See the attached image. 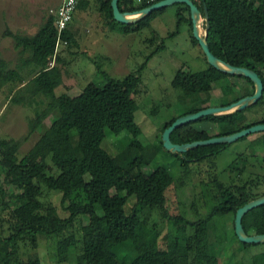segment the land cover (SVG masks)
I'll use <instances>...</instances> for the list:
<instances>
[{
  "label": "trees",
  "instance_id": "16d2710c",
  "mask_svg": "<svg viewBox=\"0 0 264 264\" xmlns=\"http://www.w3.org/2000/svg\"><path fill=\"white\" fill-rule=\"evenodd\" d=\"M88 1L77 0L75 9L84 10ZM93 1L99 13L106 15L105 24L110 29L115 28V25L119 26L118 30L123 35L140 30L165 9L155 10L135 23L122 25L116 23L111 16L110 0ZM158 1L161 0L133 6L130 0H117V8L119 12H134ZM191 1L200 11L201 3L206 8L208 27L205 40L210 53L233 67L253 71L262 82L261 97L253 105L241 111L206 116L196 122H223L227 125L229 134L251 125L264 124V115L250 123L244 122L246 112L264 104V0H200V3ZM182 6V10L176 12L177 26L178 23L186 21L191 27L188 9ZM184 11L186 17L182 15ZM68 28L69 24L61 32L60 38L70 44L72 39ZM171 35L173 34L169 36ZM11 37L15 48L29 52V58L23 62V66L35 65L38 68L37 73L27 82L31 93L40 94L47 99L45 109L31 123L30 130H34L41 120L53 112L56 116L20 159L16 158L15 143L0 140V176L3 177L4 186L9 188L8 192H5L2 186L0 188L2 206L14 204V208L8 210L11 233L7 238H0V264H39L35 256L22 262L16 260V245L19 239H30L34 245L38 235L59 236L75 216H86L88 221L81 226L77 241H73L72 237H64L58 241L56 252L60 261L65 259L71 246L77 243V260L83 264H194L197 238L193 232L197 227L206 228L212 224L215 216H234L236 209L264 195V192L256 195L246 186L218 185L214 194L215 204L204 218L195 221L178 215L169 218L164 208L163 183L155 173L143 174L140 171L152 156L138 151L133 143L127 144L117 156H111L101 148L106 132L112 133L121 129L133 138L139 135L133 118L136 106L132 92L122 81L106 77L105 84L100 88L87 85L74 97L65 93L55 96L53 90L60 84V72L53 66H46L53 55L56 40V29L50 15L34 35L12 34ZM190 39L196 46L192 36ZM163 48L161 42L160 47H156L146 59ZM3 66L4 63L0 61V75ZM213 74L240 79L253 88L248 79L220 73L208 65L206 69L193 73L177 70L170 85L184 97L192 98L193 102H208L211 99ZM14 75L9 73L6 79H12ZM2 80L5 81L3 77ZM31 84L36 86L32 87ZM230 91L229 88L221 94L229 95ZM252 93L253 91L249 94L242 91L235 98L220 99L217 104L207 107L226 106ZM207 107L196 105L185 114ZM173 120L175 119L168 121L162 131ZM190 125L191 123L185 124L173 130L169 135L170 142L184 144L212 138L204 132L195 131ZM254 134H260L254 141L259 146L257 151L264 156V132ZM217 136L219 135L213 137ZM248 136L237 141L246 142ZM250 143L254 142L248 141V147ZM159 146L162 147L161 143ZM227 146L228 144L198 146L176 155L175 158L179 166L184 168L211 159ZM44 153L49 155L53 174H49L45 168ZM36 183L60 193V204L65 205L63 209L68 214L65 219H59L51 210L42 213V205L38 200L40 189ZM111 191L116 194V200L111 199ZM75 197L81 198V201L75 202ZM129 198H133V202L126 211ZM145 209L160 210L164 218L172 221V238L164 250L145 242V237L150 232L140 218ZM241 227L247 235L264 234V204L244 214ZM186 229H190L192 233L187 235ZM234 238L238 242L235 235ZM241 244V248L254 245ZM122 249L124 253L118 259L116 251ZM203 250V264H219L215 245L208 234L204 237Z\"/></svg>",
  "mask_w": 264,
  "mask_h": 264
},
{
  "label": "rangeland",
  "instance_id": "374dc122",
  "mask_svg": "<svg viewBox=\"0 0 264 264\" xmlns=\"http://www.w3.org/2000/svg\"><path fill=\"white\" fill-rule=\"evenodd\" d=\"M47 3L48 0H0V8L10 10L18 5L25 20L27 6L44 8ZM88 3L84 16L83 11L77 9L72 14L68 28L72 42L66 45L59 43L56 54L49 59L46 66H53L60 72V84L53 90L55 96L65 93L74 97L87 85L100 88L105 84L106 77L122 81L132 92L136 106L133 118L139 135L133 138L121 129L112 133L106 132L101 148L111 156H117L127 144L133 143L138 151L152 156L140 171L143 174L155 173L163 183L164 208L169 218L177 215L189 221L204 218L215 204L214 194L218 185L246 186L256 195L264 192V156L259 154V146L254 141L260 134L247 137L249 142H254L250 143L249 147L248 141H235L211 159L184 168L179 166L175 158L179 154L159 146L162 129L171 119L183 116L196 105L212 106L220 99L230 100L242 91L247 94L253 91V88L242 80L223 77L220 74L212 75L211 99L208 102H193L192 98L184 97L180 91L171 87V80L177 70L193 73L207 67L201 50L191 43V27L188 22L182 21L177 26L176 12L182 10L183 6L175 4L165 7L162 13L150 19L140 30L123 35L118 30L119 26L115 25V28L110 29L105 24L106 15L99 13L93 0ZM1 12L0 10V61L4 66L0 75V140L15 143L16 158L20 159L49 126L56 113L53 112L41 120L34 130H30L31 123L45 109L47 99L40 94L31 93L27 82L38 68L33 70L26 68L27 66L23 67V62L29 58V52L15 48L11 35L32 36L41 27V21L34 18L5 25ZM182 15L186 17L187 14L184 11ZM170 34L173 35L169 36ZM161 42L164 48L146 59L156 47H160ZM9 73L15 75L8 80L6 77ZM229 88V95L221 94ZM263 115L264 104L246 112L244 122L250 123ZM190 126L209 137L229 134V129L223 122L201 121L191 123ZM43 162L47 172L53 174L47 153L43 155ZM36 184L40 189L38 200L42 205V213L51 210L59 219H65L68 214L63 209L65 205L60 204V193L50 191L40 183ZM1 186L8 192L9 188L4 186L2 176L0 188ZM110 197L117 199L113 191L110 192ZM2 199L0 194V238L4 239L11 233L8 210L14 208V204L8 203L3 207ZM74 200L78 202L81 198L75 197ZM132 202L133 198L127 200L126 211L130 209ZM162 214L163 212L157 209H145L140 214L141 220L150 229L145 242L155 244L159 250L166 248L174 229L172 221L164 218ZM87 221L86 216H75L59 236L38 235L34 245L30 239H19L16 245V260L22 262L35 256L39 264H83L77 260V243L71 246L63 261L58 259L56 246L64 237H72L73 241H77L80 228ZM232 221L231 214L215 216L212 224L194 230L197 238L194 264H203V243L206 234L215 245L219 264H264V243L241 248L243 245L235 240L231 231ZM191 233L190 229H186L187 235ZM123 253L124 249L116 251L118 259Z\"/></svg>",
  "mask_w": 264,
  "mask_h": 264
},
{
  "label": "water",
  "instance_id": "95a60500",
  "mask_svg": "<svg viewBox=\"0 0 264 264\" xmlns=\"http://www.w3.org/2000/svg\"><path fill=\"white\" fill-rule=\"evenodd\" d=\"M175 4H180V5L182 4L187 7L190 24H191L192 38L196 41L199 49L204 55L207 65L220 73L231 76H241L248 79L253 86V93L250 96H245L243 98H240L237 101L230 103L226 106L207 107L198 110L194 113L185 114L183 116L176 118L175 120H173V122L170 123V125H168L161 132L160 143L162 148L171 153L182 154L198 146L231 144L242 137L258 132H264V124H255L247 128L241 129L240 131L235 133L212 137L206 140L193 141L184 144H173L170 142L169 135L176 128L183 126L185 124L196 122L199 119L206 116H210V115L216 116V115L231 113L234 111H241L256 103L262 94V82L253 71L246 68L233 67L229 64H226L215 58L208 50L205 40L207 27H208V18H207V11L203 3H201V11L198 9L196 5L193 4L191 0H161L138 11L119 12L117 8V0H110L109 2V6L111 9V16L113 20L116 23L122 25L135 23L136 21L144 18L145 16H147L148 14H150L155 10H159ZM201 25L203 26L202 29L200 28ZM263 204H264V195L247 202L246 204L235 210L233 216V234L235 235L238 242L243 244L264 243V234L247 235L244 233L241 227V218L244 216V214Z\"/></svg>",
  "mask_w": 264,
  "mask_h": 264
},
{
  "label": "built area",
  "instance_id": "2783aa9c",
  "mask_svg": "<svg viewBox=\"0 0 264 264\" xmlns=\"http://www.w3.org/2000/svg\"><path fill=\"white\" fill-rule=\"evenodd\" d=\"M77 0H58V4L48 10V14L52 17L53 23L56 29V40L54 45V51L52 57L57 52L59 43L66 45L65 41L60 38L61 32L66 28L72 18V14L75 10ZM133 4L149 3L154 0H130ZM196 3H200V0H193Z\"/></svg>",
  "mask_w": 264,
  "mask_h": 264
},
{
  "label": "crops",
  "instance_id": "0c3cea01",
  "mask_svg": "<svg viewBox=\"0 0 264 264\" xmlns=\"http://www.w3.org/2000/svg\"><path fill=\"white\" fill-rule=\"evenodd\" d=\"M57 4H58V0H48V3L44 8H37L34 5L27 6L26 13L24 14L26 16L25 20H23V18H22V12L20 11L18 5H17V7H16V5L13 6L10 10H8V9L5 10L4 8H0V10L2 11L1 12L2 13L1 18L4 19L5 25H9V24L12 25V22H16V21L24 22L26 20H33L35 18V19H38V21H41L40 25L42 26L43 23L46 21V19L49 17L48 10L51 9L52 7L54 8ZM88 6H89V3H88ZM88 6L84 10H81V11H83V16L85 14L84 11L87 10ZM3 9H4V11H3ZM71 21H72V19H71ZM70 23H69V25H70ZM26 68L35 70V69H37V66L27 65ZM37 71H38V69L35 71L34 75L37 73Z\"/></svg>",
  "mask_w": 264,
  "mask_h": 264
}]
</instances>
